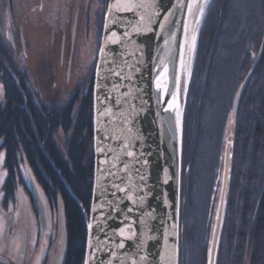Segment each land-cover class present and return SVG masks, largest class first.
Wrapping results in <instances>:
<instances>
[{
	"label": "trees",
	"instance_id": "obj_1",
	"mask_svg": "<svg viewBox=\"0 0 264 264\" xmlns=\"http://www.w3.org/2000/svg\"><path fill=\"white\" fill-rule=\"evenodd\" d=\"M209 2L183 120L179 264H206L231 116L229 181L215 264H264V0ZM257 58L233 113L235 95ZM93 70L94 65L79 78V88L68 99L45 100L5 46L0 22L2 203L13 201L19 187L27 191L29 174L45 200L58 202L64 211L70 264L84 259L93 176Z\"/></svg>",
	"mask_w": 264,
	"mask_h": 264
},
{
	"label": "water",
	"instance_id": "obj_2",
	"mask_svg": "<svg viewBox=\"0 0 264 264\" xmlns=\"http://www.w3.org/2000/svg\"><path fill=\"white\" fill-rule=\"evenodd\" d=\"M178 2H107L92 80L93 176L83 264L102 261L103 264L109 261L111 264H178L183 120L193 57V51L188 49L192 35L196 36L195 17L199 16L195 9L194 15H190L186 6L189 2L196 6L197 0H186L182 9H174L173 5ZM117 5L121 9L125 5L142 6L132 11H117ZM168 11L174 15L166 29L161 30L160 24ZM185 20L189 24L187 42ZM168 28L176 39L171 43L173 52L165 62L169 64L170 74L174 70L180 76L181 85L187 81V91L181 89L173 107L165 112L171 97L165 96L164 103L158 105L153 93L158 75L157 58L167 55L164 40L171 39ZM113 30L116 36L112 35ZM180 43H185L183 68ZM101 48L105 49L104 53ZM257 62L258 58L236 94L233 112ZM172 91L176 92L174 82ZM165 118H170L172 131H168ZM230 147L231 143L226 141L206 264L216 263L229 181ZM129 151L132 156L127 154ZM166 178L168 182L164 183ZM30 186L40 227L45 230L44 206L31 180ZM141 197L143 206L138 203ZM121 228L125 230L123 235ZM133 231L136 237L126 240ZM141 240L144 244L138 249L137 243ZM120 242L125 243V248L118 247Z\"/></svg>",
	"mask_w": 264,
	"mask_h": 264
},
{
	"label": "rangeland",
	"instance_id": "obj_3",
	"mask_svg": "<svg viewBox=\"0 0 264 264\" xmlns=\"http://www.w3.org/2000/svg\"><path fill=\"white\" fill-rule=\"evenodd\" d=\"M86 1L0 0L1 37L5 46L11 51L16 64L26 71L31 85L36 88L35 90L40 94L42 93L44 97H48V101L52 103L58 102L59 99L61 101L62 99H68L67 95L72 90V88L71 90L63 88L67 61L66 53H62L61 50L63 13L74 12L80 6H84ZM208 1H204L202 4L204 6L203 16H200V14L198 16L199 23L196 25V41L192 54L191 68L196 61L197 40L199 35H201L203 25L206 23V13L210 8L211 2L208 3ZM40 9H42V13L41 11L39 12ZM89 34L87 39L86 37L82 38L83 42L78 54V64L83 68V70H80L81 76L85 75L86 71L89 72L93 58L96 61L97 46L92 44L93 32L90 31ZM21 39L23 40L21 41ZM65 50L67 51V48ZM61 55H63V59H61ZM81 61L83 65H81ZM198 85L200 86L201 82ZM228 98V95H226V101ZM233 129L234 121L231 116L225 126L226 139L223 141V146L226 141L231 143L230 138L232 137ZM221 157H223V150L221 151ZM221 162L220 158V165H222ZM205 167L209 169V164L206 163ZM20 170L25 176V170L22 166ZM5 178L3 153H0V247L6 248L10 246L16 249L19 231L22 227H25L26 215L33 216L28 194L29 184L27 182L26 192L20 187L17 188L13 201L3 204L2 185ZM207 178L209 179V170ZM218 191L219 188L217 187V195ZM217 195L215 196L214 210Z\"/></svg>",
	"mask_w": 264,
	"mask_h": 264
},
{
	"label": "flooded vegetation",
	"instance_id": "obj_4",
	"mask_svg": "<svg viewBox=\"0 0 264 264\" xmlns=\"http://www.w3.org/2000/svg\"><path fill=\"white\" fill-rule=\"evenodd\" d=\"M107 1L108 0L105 1L106 5H107ZM102 2L103 0H87L84 6L82 7L80 6L74 12L63 13L61 50L62 53L65 52L67 56L65 81L63 88H65L66 90L68 89L71 90L72 88L71 93L79 88L78 85L81 83V81H79L80 80L79 78L83 79L86 74L90 73L91 67L93 65L95 67L96 61L93 58L90 64L89 72L86 71L85 75L81 76L80 70H83V68H81L80 65L78 64L79 63L78 54L80 52L81 43L83 42L82 38L86 37L87 39V37L90 35L89 34L90 31L93 32L92 44L94 46H97V25L101 10L100 5ZM40 11L42 13V9H40L39 12ZM22 40L23 39H21V41ZM66 48L67 51L65 50ZM96 51H98V49ZM61 59H63V55H61ZM81 65H83L82 61H81ZM92 80H93V76H92ZM41 95L45 100L49 99L46 96L44 97L42 93ZM191 101H192V96H191ZM183 142H184V126H183V141H182V169H183ZM28 180H29L28 194H29V201L33 216L26 215L25 227H22L21 230L19 231V236L17 240L18 246L16 247V249H13L10 246H7L6 248L0 247V264H70L71 254H70V249H68L67 246L65 214L63 209L58 202L55 204L53 202H47L45 200V198L40 194L38 188L36 187L35 183L31 179L29 174H28ZM30 180L34 183L38 195L44 206V213L46 220L45 230L41 229L36 214V210L34 208V203L32 201V194H31ZM179 240H180V216H179Z\"/></svg>",
	"mask_w": 264,
	"mask_h": 264
},
{
	"label": "snow or ice",
	"instance_id": "obj_5",
	"mask_svg": "<svg viewBox=\"0 0 264 264\" xmlns=\"http://www.w3.org/2000/svg\"><path fill=\"white\" fill-rule=\"evenodd\" d=\"M185 2L186 0H179V2L176 4V5H173V8L176 9V8H180L182 9L184 6H185ZM142 5H125L123 6V9H121V7L119 5L115 6L116 7V10L117 11H120V10H126V11H132L133 8H138V7H141ZM187 10H188V13L190 15H194V9L196 11L199 12L200 16H203V13H204V6L203 5H199V6H195L193 3H187ZM113 6L110 5V9L112 8ZM174 15V12L173 11H168L167 15L164 16V22L160 24V28L161 30H165L167 25L170 23V17ZM195 23H199V17H195ZM183 26H184V32H185V41L187 42V36H188V33H189V24L187 22V20H185L183 22ZM107 27V26H106ZM148 31H151V28H148L147 29ZM139 31V29H138ZM168 31V34L170 35V40H164V45L167 49V55L164 56V57H160V58H157L159 60V63L155 65V68L156 70L158 71V75H156L155 77V89H156V92L153 93L154 96L157 97V104H162L164 103V97L165 96H170L171 99H169L167 101V107L164 108V111L167 112L169 111V109H171L173 107V103L174 101L176 100L177 98V93L182 89L184 92L187 91V81L185 80L183 85H181V80H180V76L177 75L175 73V71L173 70L170 74V69H169V64L166 63L165 61L167 60L168 56H170L173 52V49L171 47V43L175 41L176 37H175V33L172 32L171 28H168L167 29ZM112 35L113 36H116L117 33L115 32V30L112 31ZM125 35H127V33H125ZM195 41H196V36L195 35H192L191 37V45L189 47V51H194L195 49ZM114 42H118V41H114ZM178 50H179V55H180V63H181V66L183 68V64H184V53H185V43H180L178 45ZM105 49L101 48V53H104ZM162 68V70H160ZM99 75V73H98ZM173 82H174V86L176 88V92L174 93L172 91V85H173ZM160 113H158L159 115ZM179 116H180V113L179 111H177V121H176V125H177V128H179V125H180V119H179ZM165 122L168 123L169 127H168V131H172V127H171V122H170V118H165ZM129 131H131V129H129ZM125 147H127V145H125ZM129 156H132L133 153L132 152H128L127 153ZM145 164L147 163V161L144 162ZM141 179H144L143 177H141ZM167 178L164 180V183H167ZM118 187V186H116ZM120 191H123V189H119ZM150 194V193H149ZM138 203L143 206V203H144V198L141 197L138 201ZM94 211L96 210L95 208L93 209ZM129 212L133 211V209L130 207L128 209ZM154 212V210H153ZM147 215H152V213H147ZM142 222H146V221H142ZM89 227L91 228L92 226L89 225ZM129 227H131L129 225ZM124 229L121 228L120 229V234L123 235L124 234ZM137 235V233L135 231L132 232V235L131 236H126L125 239H133L135 238ZM143 244H144V241H140L139 243H137V248H142L143 247ZM119 248L123 249L125 248V243L124 242H120L119 245H118ZM146 259L145 257H141V260H144ZM87 264V262H86ZM101 264H103V261L101 262ZM108 264H111V261L108 262ZM135 264V262H134Z\"/></svg>",
	"mask_w": 264,
	"mask_h": 264
},
{
	"label": "bare ground",
	"instance_id": "obj_6",
	"mask_svg": "<svg viewBox=\"0 0 264 264\" xmlns=\"http://www.w3.org/2000/svg\"><path fill=\"white\" fill-rule=\"evenodd\" d=\"M204 0H197L196 6H199L202 4ZM196 11V10H195ZM198 14V11H196V15Z\"/></svg>",
	"mask_w": 264,
	"mask_h": 264
}]
</instances>
